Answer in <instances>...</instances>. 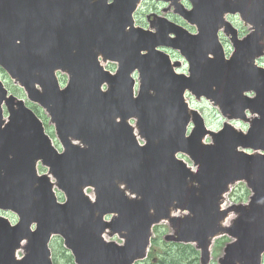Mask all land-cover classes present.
Masks as SVG:
<instances>
[{
  "label": "water",
  "instance_id": "95a60500",
  "mask_svg": "<svg viewBox=\"0 0 264 264\" xmlns=\"http://www.w3.org/2000/svg\"><path fill=\"white\" fill-rule=\"evenodd\" d=\"M135 0H113L108 4L107 0H0L6 5L10 2H17L12 13H9L10 7H4L0 3V36L11 40L14 36H26L37 48L29 44L25 46L32 47V52H24L25 57L11 58L10 60H0L4 66L10 67L14 75L24 85L30 96H37L42 105L47 107L53 120L55 121L58 135L65 145L63 155H56L50 152L47 141L41 134L35 131H25L18 128L12 138L13 132H8L13 125L14 119L2 130L0 128V198L13 200L20 198L22 209L25 208V215L21 219V225L24 227L32 218L35 219L36 210L42 209L44 219L51 220L58 224L62 220L61 213L66 212V207L56 208L53 212L49 210L47 200L42 198L41 193L49 186L45 176L36 178L38 187H33L36 179L35 161L38 158L45 159L50 165L51 171L55 177L69 179L78 178L82 181L83 177L94 178L101 184L108 182V177L103 171L94 169L96 161L111 163L110 157L118 145L114 140V146L105 147L103 145L110 141L111 137L119 135L114 125L107 122V108L112 102L114 92L127 82L125 73L137 66L145 75V88L154 87V94L158 100L167 96L174 99L177 91L182 86L195 87L197 90L212 92L216 99L222 104L234 101L242 107L249 106L260 113L264 112V72L253 65L254 57L261 54L263 44L259 40L264 37V0H199L202 5L194 18L200 24V33L197 38L181 35V46L189 62L190 77L180 76L173 83L171 92L167 89L168 82L173 80L161 71L167 63V57L156 54L140 55L139 51L130 46L131 40L141 38V35H126L120 28L122 22L130 20V11ZM239 10L242 17L252 23L255 30L244 40L234 39L235 52L230 60L225 61L222 56L220 45L216 41V30L223 23L222 14L224 11ZM13 17L20 16L21 19L13 21L8 15ZM159 26L163 29L162 34H167L173 28L161 23ZM227 28L229 26L226 24ZM233 32V31H232ZM234 34V32H233ZM146 37H149V35ZM156 37V36H154ZM145 42L144 36L142 37ZM187 40H191L187 42ZM217 43H215V41ZM141 42L142 48L148 46ZM202 44V45H201ZM196 47L198 53L196 52ZM7 49V47H4ZM150 50V49H149ZM34 51L35 54H32ZM212 51L214 58L208 59L206 53ZM14 52V49L11 51ZM101 52L104 57L116 59L119 62V74L111 78L105 73L97 62V55ZM152 53H155L151 51ZM198 55V56H197ZM7 53L0 50V59L6 58ZM16 60V61H14ZM31 64H30V63ZM60 67L67 70L70 75L69 84L64 91H59L55 87L49 71ZM14 70V71H13ZM35 71L40 72L37 76ZM153 72V73H151ZM42 82L37 81L38 78ZM104 80L111 81V90L102 93L99 85ZM37 81L41 87L38 90L33 84ZM216 90H212V85ZM0 87V99L4 96V90ZM84 90L89 96H97L98 111L96 107L88 106L89 99H81L79 104L72 99L73 91ZM254 88L257 91L256 98L250 99L243 97V89ZM127 96L126 89L120 92V101H113L119 105ZM146 98V97H143ZM154 99V95L152 97ZM242 99V100H241ZM125 107V106H122ZM97 112V116H95ZM24 115L21 110L15 111L14 116ZM148 118L154 116V112L145 115ZM264 121V115L261 116ZM24 122H27L24 119ZM100 122V123H99ZM90 126L84 128V124ZM148 125L154 124V119L146 122ZM24 125L29 123H23ZM143 133L154 143L158 140V134L154 135V130L143 127ZM8 132V133H7ZM69 135L81 138L87 148L80 153L69 148L67 139ZM124 135V134H123ZM111 136V137H110ZM114 139V138H113ZM171 140L176 143L178 139L172 133ZM74 154L93 158L89 164H82L75 160ZM251 170H258L263 178L259 185L262 187L264 182L263 162H257L256 158H248ZM144 165L136 166L135 172L139 175ZM77 170V173L74 172ZM126 170H129L126 167ZM224 169L214 170V174L223 172ZM250 170V171H251ZM153 178V177H152ZM158 178V177H156ZM87 180V179H86ZM78 184H73L77 187ZM89 183L88 181H85ZM205 184L202 182V189ZM38 192L36 203L32 200V193ZM84 202L85 199L81 197ZM254 208L257 210L258 203ZM249 216H244L239 224L238 231L248 221ZM250 219L258 224L264 232V213L252 214ZM89 224H92L88 221ZM77 224L74 225V227ZM74 230H72L73 233ZM248 233L249 229H245ZM25 234V233H24ZM81 240L89 241L87 234H84ZM34 236V235H33ZM89 239V240H88ZM258 247L264 245V238L260 239ZM71 248L76 257L85 264H90V260L81 257L77 252L78 245L73 240L70 241ZM103 248L108 249L104 244ZM10 252L6 248H0V264H11ZM29 258L24 261L26 263Z\"/></svg>",
  "mask_w": 264,
  "mask_h": 264
},
{
  "label": "rangeland",
  "instance_id": "374dc122",
  "mask_svg": "<svg viewBox=\"0 0 264 264\" xmlns=\"http://www.w3.org/2000/svg\"><path fill=\"white\" fill-rule=\"evenodd\" d=\"M142 5V10L141 12L138 13V15L140 16L141 19H143V22H144V15L150 11H154V10H157L160 14H162L161 12L162 11H165L164 13L168 14L170 18H172L174 21H177L178 23L183 22L185 23V21H183L181 18H179L178 16L175 17L173 14H172V9H167L166 10V6L167 4H161V3H154L152 0H144L143 3L141 4ZM230 19H232V21L234 22V25L236 27H241L243 28L239 21L234 17V15H230L229 16ZM182 24V23H181ZM187 27V26H186ZM192 27V26H191ZM245 28H247V26H245L243 29V31H245ZM190 29V28H189ZM192 31H194V27H192V29H190ZM228 43V42H227ZM225 48L227 50V45L225 43ZM230 52V50H229ZM262 65H264V63H260ZM110 65L109 63L107 64V66ZM113 68V67H112ZM61 83H64L65 81V76L63 78H61ZM6 84V83H5ZM6 86L9 88V89H13L15 88V91H16V94L17 95H20V94H24V91L19 88L18 86H15V84L8 78V81H7V84ZM24 97V96H23ZM199 107H201V111L206 115L207 117V122H208V125L212 128H218L221 123H222V120L220 118H218L211 109H209L204 103H201L198 105ZM38 109L40 110L39 112H41L45 117H46V114L44 113V111L38 107ZM47 119V118H46ZM46 123V126H48V121L46 120L45 121ZM51 126V125H50ZM42 172H45L46 171V167H41L40 169ZM235 187V186H234ZM232 188L231 189V192H230V195L232 193H238L239 190H240V186H236L235 188ZM4 215V214H3ZM7 217H9L8 215H5ZM13 219L15 220L16 219V216L13 214ZM58 253H57V256H56V259H57V264H71V262L69 261L68 259V254L67 252H63V248H61L60 246H58ZM19 255H21V250L18 252Z\"/></svg>",
  "mask_w": 264,
  "mask_h": 264
}]
</instances>
